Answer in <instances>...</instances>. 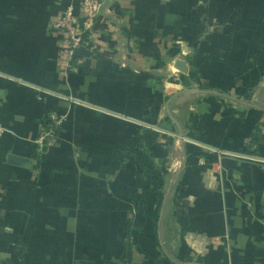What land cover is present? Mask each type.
<instances>
[{
    "label": "crops",
    "instance_id": "1",
    "mask_svg": "<svg viewBox=\"0 0 264 264\" xmlns=\"http://www.w3.org/2000/svg\"><path fill=\"white\" fill-rule=\"evenodd\" d=\"M70 5L0 0V264H264V0Z\"/></svg>",
    "mask_w": 264,
    "mask_h": 264
},
{
    "label": "built area",
    "instance_id": "2",
    "mask_svg": "<svg viewBox=\"0 0 264 264\" xmlns=\"http://www.w3.org/2000/svg\"><path fill=\"white\" fill-rule=\"evenodd\" d=\"M102 5L103 0H80L79 13L76 12L75 6L70 5L62 15L52 22L51 28L62 32L65 36L67 58H69L67 67L70 66V60L76 51L85 42V29L93 23L96 16L101 12ZM51 118L54 120L53 117ZM4 131L5 128L0 120V136Z\"/></svg>",
    "mask_w": 264,
    "mask_h": 264
},
{
    "label": "rangeland",
    "instance_id": "3",
    "mask_svg": "<svg viewBox=\"0 0 264 264\" xmlns=\"http://www.w3.org/2000/svg\"><path fill=\"white\" fill-rule=\"evenodd\" d=\"M177 73H179V70H176Z\"/></svg>",
    "mask_w": 264,
    "mask_h": 264
},
{
    "label": "water",
    "instance_id": "4",
    "mask_svg": "<svg viewBox=\"0 0 264 264\" xmlns=\"http://www.w3.org/2000/svg\"><path fill=\"white\" fill-rule=\"evenodd\" d=\"M14 159H16V160H17L18 158H15V157H14Z\"/></svg>",
    "mask_w": 264,
    "mask_h": 264
}]
</instances>
